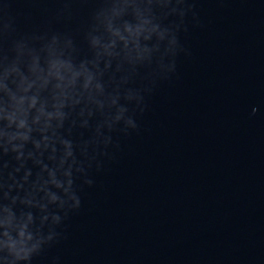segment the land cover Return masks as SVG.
<instances>
[{
    "label": "water",
    "instance_id": "95a60500",
    "mask_svg": "<svg viewBox=\"0 0 264 264\" xmlns=\"http://www.w3.org/2000/svg\"><path fill=\"white\" fill-rule=\"evenodd\" d=\"M0 264H264V0H0Z\"/></svg>",
    "mask_w": 264,
    "mask_h": 264
}]
</instances>
